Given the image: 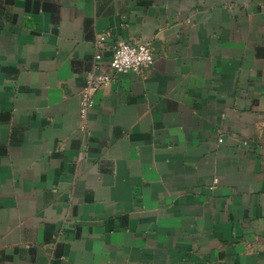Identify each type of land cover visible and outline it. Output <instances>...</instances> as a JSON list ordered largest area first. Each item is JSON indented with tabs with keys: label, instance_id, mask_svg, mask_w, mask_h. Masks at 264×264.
<instances>
[{
	"label": "crops",
	"instance_id": "crops-1",
	"mask_svg": "<svg viewBox=\"0 0 264 264\" xmlns=\"http://www.w3.org/2000/svg\"><path fill=\"white\" fill-rule=\"evenodd\" d=\"M0 264H264V0H0Z\"/></svg>",
	"mask_w": 264,
	"mask_h": 264
},
{
	"label": "built area",
	"instance_id": "built-area-1",
	"mask_svg": "<svg viewBox=\"0 0 264 264\" xmlns=\"http://www.w3.org/2000/svg\"><path fill=\"white\" fill-rule=\"evenodd\" d=\"M108 33L100 34L94 46L99 48L106 40ZM154 63V56L147 42L129 43L117 42L112 48L111 57L107 63V70L94 68L84 75V83L79 92L78 112L81 118L79 129L87 132V114L94 105V94L102 87L109 85L115 75L128 72H141L150 68ZM216 182V180H214Z\"/></svg>",
	"mask_w": 264,
	"mask_h": 264
}]
</instances>
